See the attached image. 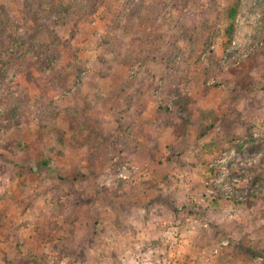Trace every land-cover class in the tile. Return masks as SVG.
I'll return each mask as SVG.
<instances>
[{
    "label": "rangeland",
    "instance_id": "1",
    "mask_svg": "<svg viewBox=\"0 0 264 264\" xmlns=\"http://www.w3.org/2000/svg\"><path fill=\"white\" fill-rule=\"evenodd\" d=\"M0 30V264H264V0H0Z\"/></svg>",
    "mask_w": 264,
    "mask_h": 264
},
{
    "label": "trees",
    "instance_id": "2",
    "mask_svg": "<svg viewBox=\"0 0 264 264\" xmlns=\"http://www.w3.org/2000/svg\"><path fill=\"white\" fill-rule=\"evenodd\" d=\"M237 2H239V1H237ZM214 8L216 9L215 11L219 12L218 16L220 18V21H222V22L225 21V20L227 21V26L224 29H221L220 27H218V28H214V30L216 31V29H217L219 32L224 33L227 41L229 43H231L233 41V39H234V34H235V31H236V28H237L236 17H237L238 12H239V4L235 3V4L231 5L229 7V9H226L224 12L221 13V11L219 9V4L216 1V2H214ZM30 10H31V8L25 10L24 13L28 14V11H30ZM38 12H40V9H37V13ZM212 24H214V23H212ZM211 29H212V27H211ZM17 34H18L19 37L22 35L20 37L21 39L24 38L22 33L17 32ZM20 45H21L20 41H17V42L15 41L14 42V40H11V38H9V36H8L6 31L0 30V48L2 50L9 47L11 52L14 54L17 51L18 47H20ZM2 50H0V53L2 52ZM53 55H54V52L52 50H46L41 56H39V57L37 56L36 63H35L37 69H40L41 71H44V69H47V67L49 66L51 61L54 59ZM0 60L2 62L4 61L1 58V56H0ZM258 63L261 64V61H259V62L257 61L256 62V65H255L256 67L258 66ZM14 68H15V66H14L13 62H11L9 64V66L4 71H2V73L4 74V77H9V75L14 71ZM260 68H262V65H260ZM178 113L181 114L182 111L179 110ZM48 116L52 117L49 114H48ZM59 142H60L61 145L64 144L62 133L59 135ZM263 163H264V160H263ZM254 172H256L257 176H261V177L263 176L262 173H260V172L258 173L257 170L254 171ZM263 188H264V184H263ZM259 189H262V188H259ZM256 192L257 191H255V192L251 191L250 196L251 197H256L257 196L255 194Z\"/></svg>",
    "mask_w": 264,
    "mask_h": 264
}]
</instances>
